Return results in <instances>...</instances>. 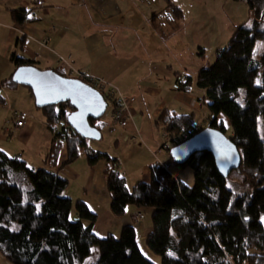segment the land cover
Wrapping results in <instances>:
<instances>
[{"label": "trees", "instance_id": "trees-1", "mask_svg": "<svg viewBox=\"0 0 264 264\" xmlns=\"http://www.w3.org/2000/svg\"><path fill=\"white\" fill-rule=\"evenodd\" d=\"M235 1L247 3L250 25L239 24L233 29L227 43L215 48L214 61L197 70L194 82L208 100L206 126L225 134L223 117L230 126L228 137L241 156L238 175L222 176L208 151L195 152L178 164L167 148L164 162H150L149 181L136 180L128 187L117 158L91 147L90 139L71 128L67 116L74 107L69 101L39 107L52 133L43 165L30 166L0 148V254L6 261L83 264L96 246L98 259L93 264H156L139 249L132 224L122 225L117 236H99L93 231L96 212L83 199L73 201L67 196L68 179L53 169L64 146L67 156L62 164L74 160L78 149L85 152L89 164L105 162L102 175L112 215H124L130 204L150 209L151 228L143 241L145 248L159 257V264H264V140L258 132V119L264 123V49L256 51L257 41L264 40V0ZM166 6L180 15V8L171 1ZM31 10L10 8L16 23L35 19ZM10 59L15 68L34 65V60L15 53ZM50 68L86 83L90 77L80 70L82 76H71ZM190 77H178L177 85L185 87ZM15 84L12 74L0 80V105L6 102L2 89ZM91 86L104 97L110 87ZM97 120L88 118L100 130ZM154 123L168 136L190 126L195 131L205 127L194 125L193 113L177 114L167 108L158 113ZM169 164L190 166L193 184H185L171 173Z\"/></svg>", "mask_w": 264, "mask_h": 264}, {"label": "crops", "instance_id": "crops-1", "mask_svg": "<svg viewBox=\"0 0 264 264\" xmlns=\"http://www.w3.org/2000/svg\"><path fill=\"white\" fill-rule=\"evenodd\" d=\"M140 2L145 3L146 0ZM171 2L180 8V15H174L181 20V4ZM15 7L31 8L35 19L16 23L10 12V8ZM123 7V0H0V80L15 69L10 59L13 53L34 60L35 66L43 63L41 68L44 69L57 67L68 72L72 66L89 76L100 78L106 84L115 86L126 99L133 98L129 102L131 120L113 133V145H128L130 155L134 156L140 150L130 147L129 137L132 139L134 134L144 130L145 139L151 142L148 144L156 146L148 147L150 154L157 161L164 162L167 152H156L163 131L154 123L158 113L164 108L177 114L193 113L194 124H203L207 122L205 104L208 100L191 75L189 84L178 86L176 79L185 80L187 71H182L180 66L173 68V64L160 59L161 36L153 21L159 20L161 12L173 13L165 8H153L147 13L145 9H138L130 13L129 8ZM142 22H149L148 30L143 31ZM5 89H2V94L6 99V112L11 113L13 118L14 112L26 111L28 117L23 126L16 127L14 120L8 122V117L4 118L6 112L2 113L0 109V148L9 155L19 156L30 166H41L52 133L43 119L31 111L30 95L26 99L27 104L17 108L15 94L7 96ZM223 119L227 127L228 122ZM66 156V149L61 147L53 169L68 179L65 194L73 201L83 199L96 212L93 231L97 235L112 233L117 236L122 225L132 224L137 241L138 231L145 230L146 234L150 230L149 208L130 204L124 215H112L110 196L102 175L103 160L89 164L85 152L78 149L74 160L62 164ZM110 156L117 158L119 164L118 152ZM150 162L147 160L139 166L135 181H149ZM119 171L125 176L123 169ZM138 247L148 258V250L140 244ZM8 263L0 254V264Z\"/></svg>", "mask_w": 264, "mask_h": 264}, {"label": "rangeland", "instance_id": "rangeland-1", "mask_svg": "<svg viewBox=\"0 0 264 264\" xmlns=\"http://www.w3.org/2000/svg\"><path fill=\"white\" fill-rule=\"evenodd\" d=\"M167 1L179 2L182 6L183 16L182 19L175 18L174 14H165L161 12L158 21L154 20V24L157 25L156 31L159 32L161 40L159 41V46L161 49L160 59H164L167 62L173 64L172 67L180 66L181 70L188 73L194 78V74L197 72L199 67L206 66L212 63L215 59V48L224 46L233 29L241 24L248 26L251 23V15L248 9V5L245 1H235V0H146L145 3L140 2V0H123V8H129L130 13L139 9H145V13L153 8H163L168 9L166 4ZM56 9H54V12ZM56 16V14H55ZM143 31L148 30L149 22H142ZM157 32V33H158ZM171 32V35H166ZM166 35L165 39L164 36ZM264 49V40H258L256 43V51L261 52ZM43 64V63H42ZM42 64L36 66L37 68L43 67ZM60 72L66 75H77L78 69L70 66L68 74L65 70L57 68ZM186 69V70H184ZM93 77V76H92ZM96 78V77H94ZM104 82V80H103ZM108 85L104 82L102 87ZM113 87L112 85H109ZM18 88V90H16ZM16 90V91H15ZM23 90V91H21ZM25 90V91H24ZM121 92V91H120ZM122 93V92H121ZM5 94L11 96L10 94H15L16 97V107L23 106L27 104L26 99L30 95L27 86L21 84H15L5 89ZM123 94V93H122ZM31 96V95H30ZM130 99V97L128 98ZM31 111L36 114L39 119H43V114L41 108L37 107L34 102L33 96H31ZM6 105H0V109L5 113ZM114 105L111 102H107L105 112L98 120L95 122L99 124L100 127V138L96 140L89 141L91 147L99 149L101 151H106L110 155L118 152L119 153V164L118 169H123L125 174V179L128 187L137 179L139 166L146 162L147 160H156L154 155L150 154L148 147L155 148V144L150 146L147 139L144 137V130L138 134H134L132 139L129 137L128 142L131 148H138L140 151L134 156L130 155L128 145L120 144L118 147L113 145L111 141L113 133L117 131L121 126L113 121L111 116L112 109ZM11 113L6 112L4 118L8 117V122L11 119L14 120L15 117L11 118ZM10 115V116H9ZM131 120V117H130ZM129 120V121H130ZM206 121V120H205ZM129 123V122H128ZM128 125V124H127ZM204 126L207 122H203ZM120 126V127H119ZM110 128V129H109ZM258 132L260 137L264 140V123L262 118L258 119ZM225 134L228 136L230 134V126H227ZM163 141V131L161 133V143ZM160 143V144H161ZM158 146V150L162 153L166 152V149H162ZM64 145V144H63ZM110 145V147H109ZM133 146V147H132ZM64 147V146H63ZM153 150V149H152ZM155 150V149H154ZM153 150V151H154ZM158 151V152H160ZM155 152V151H154ZM166 154V153H165ZM164 158V156H160ZM169 170L174 175L178 176L185 184L191 185L194 182L193 172L190 166L179 167L174 164L168 165ZM231 177H236L237 169H232ZM149 220V218H147ZM146 220V215H145ZM264 221V219H263ZM144 231H138L137 233V243L140 244L144 249ZM147 250V249H146ZM148 258L159 264V257L154 256L150 251H147ZM98 259L97 247L94 246L92 252L84 257L83 264H93ZM11 264V263H8Z\"/></svg>", "mask_w": 264, "mask_h": 264}, {"label": "water", "instance_id": "water-1", "mask_svg": "<svg viewBox=\"0 0 264 264\" xmlns=\"http://www.w3.org/2000/svg\"><path fill=\"white\" fill-rule=\"evenodd\" d=\"M12 79L31 89L37 107L69 101L74 107L67 116L71 128L84 138H100V130L88 121V118L101 117L107 105L96 88L79 78L63 76L51 68L40 69L32 64L17 66ZM203 150L212 154L215 167L222 176H227L240 164L241 156L236 145L222 131L209 125L170 147L169 153L176 163L181 164L195 152Z\"/></svg>", "mask_w": 264, "mask_h": 264}, {"label": "built area", "instance_id": "built-area-1", "mask_svg": "<svg viewBox=\"0 0 264 264\" xmlns=\"http://www.w3.org/2000/svg\"><path fill=\"white\" fill-rule=\"evenodd\" d=\"M77 76H82V74L78 72ZM97 81L99 82L97 78L90 76L88 80V84L95 86L96 85L102 86L98 84ZM178 81L181 82V80ZM105 93L106 96L103 97L106 100V102L109 101L112 103V105H114V108L112 109V113H111L113 121L115 123H118L121 127H125L128 124L131 117L129 110V102L133 100V98L130 97V99H126V97L115 86L109 87V89H107ZM113 102H115V104H113ZM14 116H15L14 125L16 127H21L23 126L25 119L28 117V114L26 111H20V112H14ZM195 132L196 131L194 129V126H190L188 129L184 131H179L171 136H168L165 133H163V141L161 143V148L163 150L170 148L178 144L179 142L187 139ZM61 141H64V139L62 138Z\"/></svg>", "mask_w": 264, "mask_h": 264}, {"label": "snow or ice", "instance_id": "snow-or-ice-1", "mask_svg": "<svg viewBox=\"0 0 264 264\" xmlns=\"http://www.w3.org/2000/svg\"><path fill=\"white\" fill-rule=\"evenodd\" d=\"M262 219H264V217H262Z\"/></svg>", "mask_w": 264, "mask_h": 264}]
</instances>
